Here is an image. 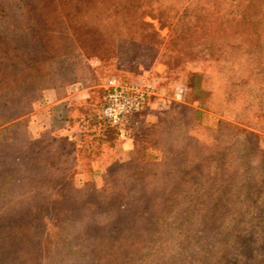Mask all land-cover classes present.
I'll use <instances>...</instances> for the list:
<instances>
[{"label": "rangeland", "instance_id": "rangeland-1", "mask_svg": "<svg viewBox=\"0 0 264 264\" xmlns=\"http://www.w3.org/2000/svg\"><path fill=\"white\" fill-rule=\"evenodd\" d=\"M208 1L186 0L187 5L169 15L181 21L185 11L186 18L192 13L204 18L200 6ZM85 2L72 3L68 16L70 10L65 12L60 0H0V25L9 26L8 31L7 26L0 27V58L7 54L2 47L16 48L21 38L36 43V33L45 38L53 58L69 56L75 43L71 29L82 27L78 39L84 46L103 43L87 55L118 58L116 75L95 79L86 87L98 110L113 78L127 84L150 82L155 93L141 112L126 121L124 140L118 134L106 137L97 127L88 130L95 138L84 139L79 169L63 174L66 184L53 191L56 200L51 208L41 209L40 215H50L49 239L42 241L39 252L50 261L67 246L74 248L66 251L68 255L80 253L75 259L56 256L54 264H264V162L251 155L245 141L249 136L241 134L244 121H250L264 153V119L257 104L264 100V64L245 66L240 61V67L231 71L219 59L221 53H231L221 50L219 38L200 32L197 40H186L182 32L192 29L187 21L175 27L160 22L158 13L140 15L137 22L144 30L140 34L91 37L86 33L93 27L105 33L112 25L102 18L81 19ZM254 9L262 10L264 5ZM18 28L26 31L24 37L16 32ZM250 41L249 50L261 52L263 59L264 48H257L256 38ZM13 57L11 53L0 62V91L1 84L15 83L19 72L23 83H28V66L23 59L14 64ZM51 66L46 58L37 62L35 79ZM72 68L83 75L87 72L74 63ZM236 82L243 86L233 89ZM45 91L35 98L41 99ZM38 101L24 103L11 96L1 101L0 107L6 104L8 111L0 124L12 115L20 116L1 124L0 131L16 125L1 139L11 135L18 144L24 143L20 149L28 140L47 141L49 131H39ZM219 122L223 124L217 127ZM69 140L67 135L59 136V147L69 150ZM72 212L73 222L67 226Z\"/></svg>", "mask_w": 264, "mask_h": 264}, {"label": "trees", "instance_id": "trees-1", "mask_svg": "<svg viewBox=\"0 0 264 264\" xmlns=\"http://www.w3.org/2000/svg\"><path fill=\"white\" fill-rule=\"evenodd\" d=\"M86 1L84 15H81V19L87 18L88 21V16L95 19L102 18L108 20L112 25L105 33H101V31L93 27L94 31L90 30L89 33H86V35L91 37L103 38L104 35L109 36L111 34L130 36L140 34L141 31L144 32L142 28H139L138 24H140V21L137 22L141 18L140 15L158 13L157 18L160 22L174 23L175 27L178 24H183L184 20L187 21L192 29L189 30V33L182 32L186 40L191 42L197 40L200 32L207 35L213 34L219 38L221 50L225 48L231 52L225 55L223 51L224 53H221L219 59H221L222 63L227 64V69L231 71L240 67V61H243L245 66L264 64V58L262 59L259 55L261 52L249 50L252 48L250 41L252 38L253 40L256 38L258 49L264 48V45L259 40L264 32V20H262L264 19V9H254L259 3L264 5V0H209L208 3L200 6L202 8L201 13L207 16L204 15L203 18L192 13L186 18L185 11H182L180 15L182 17L181 21H177L176 17L170 16L169 13H174L175 10L187 5L186 0ZM60 2L65 12L70 10L68 15L70 16L73 11L70 9V5L75 3L78 4L76 6H79L83 0H60ZM188 5L190 6V4ZM77 8L79 9V7ZM167 9L168 13L165 14ZM71 16L70 26L72 28L74 17L73 15ZM4 26H7L8 31V22H3L0 25V27ZM142 26L145 27L146 25L143 24ZM83 28H86V25ZM28 30H30V27ZM81 31L82 27H73V31L71 29L75 43L69 56L63 54L53 58L51 49L47 42L45 43L44 41L45 38L41 37L39 39L38 33L34 34L36 43L29 41V39L26 41L25 38H21V41H26V45H22L19 40L16 48L6 49L2 47L5 51L7 50V54L5 57L0 58V62L7 60L8 55L11 53L14 54L12 59L14 64L23 59V63L28 66L29 80L27 81L28 83H23L22 74L19 72L15 74L16 81L14 84H1L4 89L0 91V103L4 98L7 99L8 96H11L14 101L33 102L40 99V95L35 98V94L39 91L58 90L70 84L88 87V83L96 82L95 79H107L116 75L118 73L117 55L108 59L87 55L90 51L94 53V50H97L99 45L103 46V43H99L98 40L99 44L96 46H84L82 41L78 39V36H82L80 35L82 34ZM16 32L24 37L26 31L18 28ZM227 33L232 35L228 37ZM4 34L7 35L8 33L5 32ZM250 36L251 39H249ZM261 39L264 38L262 37ZM253 48L256 50V46ZM45 58L47 62L51 61L52 66L50 69H46L41 78L37 76L35 79L38 73V69L35 66L37 62H42ZM73 63L76 66L80 65V67L85 66L87 68L86 76L79 72L80 70L73 69ZM259 73H262V69H259ZM3 75L4 73L1 74V76ZM237 82L232 86L233 89L243 86L242 83L237 84ZM105 96L106 90L99 110L91 99L87 101L89 104L85 101H80L68 109L70 127H77L81 133L80 140L78 142L72 141L69 145V150L59 147L57 139L51 134L45 135L47 136L46 142L41 137L33 141L28 140L26 147L22 146L20 149V146L24 143L19 142L18 144L17 141L11 138V135L6 134L1 139V135L14 129L15 124L0 131V264H54L56 256L57 258L69 256L75 259L80 255L78 252L74 255H71V253L68 255L69 253H66V251L71 252L74 248L67 246L64 249H60L57 253L58 255H55L51 261L43 257L39 249L42 241L49 239L48 219L50 215H40V212L41 209L49 210L51 208L50 203L56 200L53 196V191L59 192V188L66 184L67 178H65L66 176L63 177V174L71 169H79L81 154L84 150V139L87 137L95 138L93 133L88 130L93 126L106 133V137L111 134L113 136L118 134L117 129L110 127L101 116ZM253 99L258 100L256 97ZM231 100L233 101L234 99L232 98ZM257 104H259V113H261L260 118L264 119V100L260 98ZM6 106V104H1L0 118H3L2 114L8 111ZM19 118L20 116L18 115H12L2 121L1 124L5 125ZM222 124V122H219L217 127ZM243 124L244 129L241 130V134L246 135V137L248 135L250 138H246L245 141L248 148L252 150L250 151L251 155H259L264 162V153L260 150L257 138L252 133L257 131L255 126L250 121H244ZM22 128L24 129V127ZM24 137H28V135L24 134ZM23 154H29L30 158L25 159ZM65 163H69V165H65ZM66 219V225L70 226L73 222V212ZM30 259L33 263L30 262Z\"/></svg>", "mask_w": 264, "mask_h": 264}, {"label": "crops", "instance_id": "crops-1", "mask_svg": "<svg viewBox=\"0 0 264 264\" xmlns=\"http://www.w3.org/2000/svg\"><path fill=\"white\" fill-rule=\"evenodd\" d=\"M151 70L152 68H150V71ZM129 76H131V74H129ZM89 90V88L82 87L79 84H71V86L68 85V87H63L58 90L52 89L43 92V96L37 102L38 106L42 107L35 110L38 123H41L39 131H49L56 139H58L59 136L67 135L70 138V142H78L81 137L80 131L77 127H70L69 122L65 119L68 118L66 117V115H68V109L73 107L76 102H87L91 99V92ZM87 104H89V102H87ZM61 111L64 112L63 117L59 115ZM45 116L47 118H45Z\"/></svg>", "mask_w": 264, "mask_h": 264}, {"label": "built area", "instance_id": "built-area-1", "mask_svg": "<svg viewBox=\"0 0 264 264\" xmlns=\"http://www.w3.org/2000/svg\"><path fill=\"white\" fill-rule=\"evenodd\" d=\"M105 89L101 116L110 127L117 129L119 138L124 140L127 136L126 121L145 107L155 88L147 81L127 84L113 78L108 80Z\"/></svg>", "mask_w": 264, "mask_h": 264}]
</instances>
